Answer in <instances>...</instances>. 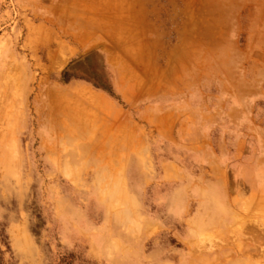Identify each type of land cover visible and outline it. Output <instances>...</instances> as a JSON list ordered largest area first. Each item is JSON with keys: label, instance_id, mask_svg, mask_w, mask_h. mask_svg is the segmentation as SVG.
<instances>
[{"label": "rangeland", "instance_id": "374dc122", "mask_svg": "<svg viewBox=\"0 0 264 264\" xmlns=\"http://www.w3.org/2000/svg\"><path fill=\"white\" fill-rule=\"evenodd\" d=\"M134 1L0 0V264H264V0Z\"/></svg>", "mask_w": 264, "mask_h": 264}, {"label": "crops", "instance_id": "0c3cea01", "mask_svg": "<svg viewBox=\"0 0 264 264\" xmlns=\"http://www.w3.org/2000/svg\"><path fill=\"white\" fill-rule=\"evenodd\" d=\"M135 4L133 5V8L140 9L130 12H125V15L121 16L119 20L113 21L111 23L101 22V21H87L85 24L79 23V28L85 29L87 32V36H90V32L94 31V34L101 35L104 39H117L120 42H124L126 45H130L128 47V51H151V42L159 41L163 38L160 31L157 30L159 26L157 25L158 22H156V18H159L158 16H153L152 12V5L151 0H135ZM142 2V4L140 3ZM89 6V5H88ZM155 14V13H154ZM85 27V28H83ZM140 44L143 45L142 49L140 50ZM113 51V50H110ZM118 51H121L119 49ZM156 51V50H154ZM80 93L83 95V99L89 102L90 104L98 107L102 112H104L107 116V119L104 122H99V126L103 127L105 140L109 142V138L113 137L112 127L114 125H111L115 117L112 115L111 106L106 100H103L102 98H99L98 96H94V92H92L89 89H86L85 91H80ZM60 107V105H59ZM59 107H57L55 110L59 111ZM83 113H81L82 115ZM78 115V114H77ZM84 116V114H83ZM80 117V116H76ZM110 118V120H109ZM73 120V119H72ZM93 120V119H92ZM92 120L83 118L82 122L80 121V124H77L72 121L74 126L80 125L82 129V126L88 127L89 129H95V127L92 128L91 124H95V122H91ZM77 121V118H76ZM78 122V121H77ZM58 124V123H57ZM94 126V125H93ZM52 123H49L48 128L51 132ZM118 131V132H117ZM117 134L120 133V129H117Z\"/></svg>", "mask_w": 264, "mask_h": 264}, {"label": "bare ground", "instance_id": "6f19581e", "mask_svg": "<svg viewBox=\"0 0 264 264\" xmlns=\"http://www.w3.org/2000/svg\"><path fill=\"white\" fill-rule=\"evenodd\" d=\"M50 131V130H49ZM259 207H261L262 208V206H259ZM252 208V207H251ZM254 208V207H253ZM252 208V209H253ZM255 209V208H254ZM255 212V211H254ZM255 213H257L258 214V212L256 211ZM257 216V215H256ZM259 216V215H258ZM261 217H263V216H261ZM128 220V219H127ZM127 248V247H126Z\"/></svg>", "mask_w": 264, "mask_h": 264}]
</instances>
